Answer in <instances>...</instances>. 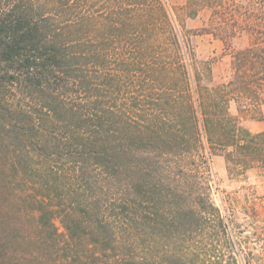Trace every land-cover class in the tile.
Listing matches in <instances>:
<instances>
[{
	"label": "trees",
	"instance_id": "1",
	"mask_svg": "<svg viewBox=\"0 0 264 264\" xmlns=\"http://www.w3.org/2000/svg\"><path fill=\"white\" fill-rule=\"evenodd\" d=\"M201 9L222 84L167 0H0V264H205L168 249L200 235L183 169L200 148L264 168V131L230 113L264 122V0H186Z\"/></svg>",
	"mask_w": 264,
	"mask_h": 264
},
{
	"label": "rangeland",
	"instance_id": "2",
	"mask_svg": "<svg viewBox=\"0 0 264 264\" xmlns=\"http://www.w3.org/2000/svg\"><path fill=\"white\" fill-rule=\"evenodd\" d=\"M167 1L182 32L190 36L197 59L213 61L215 84L226 82L231 74V52L222 40L201 32L208 24V10L201 9L198 17L190 19L184 13L186 0ZM194 31L197 35H193ZM247 44L248 39L244 37L233 46L239 49ZM230 113L240 117L241 126L253 133L264 131V122L240 115L234 102L230 104ZM202 141L206 143L203 135ZM206 157L200 148L193 162L184 166L182 184L187 197L180 202L181 206L194 204L184 208L185 212L193 213L191 217L197 222L194 227L200 235L185 244L173 243L169 251L195 250L205 264H245L247 256L255 258L257 264H264V168L256 164L245 173L232 175L222 156L212 160ZM205 196L219 209L220 218L218 215L209 218L202 213L212 209ZM58 226L64 231L59 223ZM213 226L220 228L210 231L209 227Z\"/></svg>",
	"mask_w": 264,
	"mask_h": 264
}]
</instances>
